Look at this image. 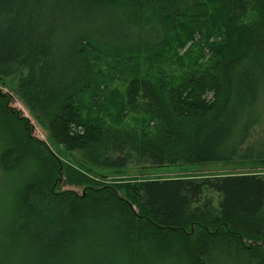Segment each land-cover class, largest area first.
I'll return each instance as SVG.
<instances>
[{
  "label": "trees",
  "instance_id": "trees-1",
  "mask_svg": "<svg viewBox=\"0 0 264 264\" xmlns=\"http://www.w3.org/2000/svg\"><path fill=\"white\" fill-rule=\"evenodd\" d=\"M180 32L208 62L174 82L158 60ZM102 67L125 84L120 121L149 130L87 117L84 95L104 115ZM17 75L29 114L96 168L264 165V140L249 143L264 120V0H0V79ZM62 170L0 92V264H264V174L146 180L122 197L56 192Z\"/></svg>",
  "mask_w": 264,
  "mask_h": 264
},
{
  "label": "rangeland",
  "instance_id": "rangeland-1",
  "mask_svg": "<svg viewBox=\"0 0 264 264\" xmlns=\"http://www.w3.org/2000/svg\"><path fill=\"white\" fill-rule=\"evenodd\" d=\"M256 17L257 14L250 13L245 19V22L251 21ZM181 34L180 32V34L173 36L174 44L169 49L165 50L158 60V63L162 61L161 65L167 68L174 82H177L182 75L190 72H199L208 62L205 53L206 45L203 43H190L185 40ZM153 61L154 60H149L151 63ZM156 64H154V66H157ZM134 65L136 64L134 63L132 66ZM141 65L146 67V57L141 60ZM132 66L128 67L127 72L129 74L135 71V67L133 68ZM19 77L20 76L17 75L11 78L0 79V92L8 97L10 107L20 112L22 117L28 120L33 137L43 141L62 163L63 170L55 187L56 192L73 191L80 194L89 188L106 187L116 190L120 196L124 197L127 187H132L146 180L264 174V165H241L238 162L232 164H206L200 166H132L122 170L96 168L83 160L79 154H69L62 151L51 139L47 129L29 114L18 94ZM110 78L106 68H100L96 85L100 89L98 91L99 93L103 88L106 89L104 94L100 93L101 101L105 105L104 115H96L88 100L89 96L84 95L82 101L86 109L85 114L87 117L105 124H120L123 127L149 130L151 128V123L149 119L143 116H129L125 120L120 121L118 109L120 108L121 99L125 91V84ZM262 140H264V120L260 126L252 130L249 143H256ZM255 246H258L264 255V240L255 243Z\"/></svg>",
  "mask_w": 264,
  "mask_h": 264
}]
</instances>
